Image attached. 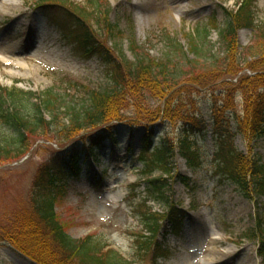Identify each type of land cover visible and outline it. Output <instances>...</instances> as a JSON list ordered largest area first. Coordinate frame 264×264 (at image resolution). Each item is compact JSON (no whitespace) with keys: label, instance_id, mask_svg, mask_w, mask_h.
Instances as JSON below:
<instances>
[{"label":"rangeland","instance_id":"1","mask_svg":"<svg viewBox=\"0 0 264 264\" xmlns=\"http://www.w3.org/2000/svg\"><path fill=\"white\" fill-rule=\"evenodd\" d=\"M39 1L0 0V88L20 89L25 101L36 105L46 100V94L52 91L60 97L62 95L65 103L70 105L85 100L89 90H104L108 87L110 83L98 61L79 56L62 34L55 30L56 26L48 18L35 12L33 7ZM71 1L82 7L89 5L86 0ZM95 1L102 4L103 11L109 13V21L115 23L125 34L123 42L119 41L122 42L123 59L135 60V52L131 48V42L135 40L138 57L148 54L150 58L164 61L165 64L167 62L168 68L173 70L171 77L176 82L184 80L183 86L174 92L168 91L157 99H149L147 96L143 101H138L137 95L144 92L139 93L132 89L124 104L125 112H129V120L134 119L133 113L136 114L137 111L144 113L148 104L157 113L166 112L158 117L161 121L162 118L179 120L180 117L190 116H204L209 119L212 102L221 103L222 92L231 87L228 84L238 83L240 75L228 76L216 69L225 63V45L211 21L214 18L216 25H221L224 21V10L236 9L241 0ZM256 1V21L261 28L264 25V0ZM209 23L213 25L211 35L208 41L202 42L199 53L202 59L196 64V57L190 51L187 52L190 50L188 34H192L197 27H206ZM258 32L242 29L236 39L235 48H238L241 56L250 65L257 61V55L251 48L257 45L255 37ZM99 33L103 41L109 40L105 39L108 36L104 31L100 30ZM171 41H178L188 55L174 52L170 46ZM246 74L255 75L251 71ZM175 81L170 83L171 87H176ZM237 93L238 90L235 89L230 95L234 97V107L243 111V103L240 97H236ZM175 100L178 102L176 105ZM46 116L50 120V116ZM65 125H68L66 120L59 121L54 128L61 129ZM157 126L161 134L170 133L172 139L178 138V126H166L164 123ZM138 128L140 134L138 133L134 142L135 147L144 134V127ZM128 130V124L119 125L116 131L121 137L120 145L123 146L107 143L106 153H103L109 158L84 169L81 177L79 176L81 179L69 180L65 194L56 202L55 212L58 222L75 240L90 234H96L98 238L104 237L107 245L137 264V259L142 258L135 250L138 244L134 238L146 233L136 217L141 210V200L146 198L144 186L137 189L132 187L140 180L143 181L140 176L142 167L137 162L132 163L139 155L138 152L130 154L132 159H123V165L118 166L116 172L110 171L112 176L104 181L101 189L97 190L89 185L93 173L102 174L101 171L107 165H115L114 156L118 158L120 156L117 154H128ZM50 138L34 139L29 156L20 162L7 163L0 167V216L13 209L20 210L21 207L15 208L17 200H28L39 169L48 162L49 153L55 150V140ZM195 140L205 154L204 173L196 178L197 175H192L183 159L178 158L176 161L177 169L194 179L197 184L194 182L191 188L178 184L172 189V200L183 207L186 217L184 216L180 235L168 233L167 228L162 230L161 242L166 243L172 252L167 264H263L257 255L261 238L257 236L251 240L249 234L254 235L256 230L264 231V197L253 202L234 193L231 187L226 186L222 190L214 179L211 134L197 136ZM236 145L242 152L248 151V143L240 137L236 138ZM257 149L264 159V140L258 144ZM154 175H159V172ZM83 177L87 181L82 180ZM144 202L151 212L163 215L168 211L163 205L154 203L153 199ZM131 205L136 208L135 212H132ZM165 224L166 222L163 226ZM143 259L144 262L140 264L154 263L152 256ZM0 264H28V261L7 244L0 243Z\"/></svg>","mask_w":264,"mask_h":264},{"label":"trees","instance_id":"2","mask_svg":"<svg viewBox=\"0 0 264 264\" xmlns=\"http://www.w3.org/2000/svg\"><path fill=\"white\" fill-rule=\"evenodd\" d=\"M86 2L89 5L82 7L71 0H40L34 10L56 26L55 30L62 34L79 56L98 61L110 85L104 90H89L85 100L70 105L65 103L62 95L60 97L52 91L46 94V100L36 105L25 101L20 89L0 88V167L20 162L29 156L36 138L49 136L61 148L49 153V160L39 169L28 200L15 202V208L21 207L20 210L13 209L0 216V243L7 244L36 264H136L107 245L104 237L90 234L75 240L58 222L56 202L65 194L69 180L78 177L81 164L90 157L98 160V154L106 142L115 141L112 127L116 121L129 120V112H125L124 104L132 89L144 92L136 97V100L143 101L147 96L157 99L184 85V80L176 82L171 77L173 70L168 68L167 62L165 64L164 61L150 58L148 54L138 57L135 40L131 42L135 60L123 59V30L109 21V13L103 11L101 3L95 0ZM256 2L241 0L236 9L224 10L221 25H216L213 18L211 23L214 26L209 23L188 34L190 50L187 52L196 57L198 64L202 59L199 56L202 42L208 41L211 27L216 28L225 45L226 55L225 63L220 64L217 71L233 77L240 75L237 84H228L231 87L222 92L221 103L212 102L209 119L190 116L180 117L179 120L162 118L161 121L158 117L166 112L157 113L148 104L144 113L137 111L133 113L134 119L128 121L132 125H148L147 134L141 140L138 160L142 165L140 176L144 180L132 187L140 188L142 183L145 200L153 199L168 210L163 215L151 212L145 200H141V210L136 216L146 233L135 236L138 244L135 250L142 259L152 256L153 264H167L172 257L170 247L158 239L163 229L162 222L170 224L173 234L180 235L183 231L184 213L170 196L173 183H182L191 188L196 182L177 171L176 158L179 155L184 157L196 178L203 176L205 154L199 149L195 138L206 136L209 126L212 130V163L216 183L222 190L226 186L233 188L234 193L245 200L258 202L264 197V163L257 149L264 139V25L258 27ZM242 29H251L255 33L259 31L261 34L258 32L255 37L257 45L251 48L257 55V61L252 65L235 48L238 32ZM100 30L107 34L108 38L105 39L108 41L101 39ZM171 44L174 52L188 55L178 41H171ZM247 69L255 75H247ZM191 77L194 79L192 72ZM173 81L176 87L170 86ZM235 89L238 90L236 97L242 100L243 111L234 107V97L230 93ZM176 101L175 105L178 103ZM64 119L68 125L61 129L54 128L56 122H63ZM159 122L166 126H178V138L172 139L170 133L161 134L158 128H151L152 124ZM238 137L248 143L247 152L238 149ZM68 143L73 144L63 151ZM155 172H159V175H154ZM130 207L135 212L136 208ZM257 236L261 238L259 254L264 257V231L249 234L250 239ZM142 259H137V264L144 262Z\"/></svg>","mask_w":264,"mask_h":264},{"label":"bare ground","instance_id":"3","mask_svg":"<svg viewBox=\"0 0 264 264\" xmlns=\"http://www.w3.org/2000/svg\"><path fill=\"white\" fill-rule=\"evenodd\" d=\"M28 264H30V263L28 262Z\"/></svg>","mask_w":264,"mask_h":264}]
</instances>
